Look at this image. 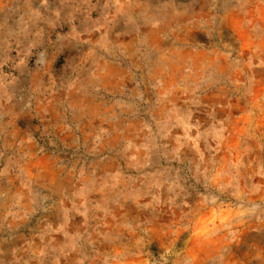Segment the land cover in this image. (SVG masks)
<instances>
[{
    "label": "clouds",
    "instance_id": "clouds-1",
    "mask_svg": "<svg viewBox=\"0 0 264 264\" xmlns=\"http://www.w3.org/2000/svg\"><path fill=\"white\" fill-rule=\"evenodd\" d=\"M0 264H264V0H0Z\"/></svg>",
    "mask_w": 264,
    "mask_h": 264
}]
</instances>
